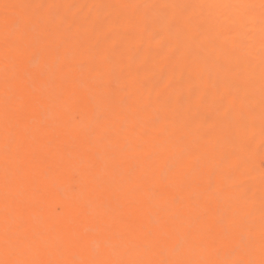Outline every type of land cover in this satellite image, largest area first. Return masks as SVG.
I'll return each instance as SVG.
<instances>
[{"label": "bare ground", "instance_id": "6f19581e", "mask_svg": "<svg viewBox=\"0 0 264 264\" xmlns=\"http://www.w3.org/2000/svg\"><path fill=\"white\" fill-rule=\"evenodd\" d=\"M264 0H0V264H261Z\"/></svg>", "mask_w": 264, "mask_h": 264}, {"label": "snow or ice", "instance_id": "6c2138e0", "mask_svg": "<svg viewBox=\"0 0 264 264\" xmlns=\"http://www.w3.org/2000/svg\"><path fill=\"white\" fill-rule=\"evenodd\" d=\"M261 264H264V260L261 261Z\"/></svg>", "mask_w": 264, "mask_h": 264}]
</instances>
